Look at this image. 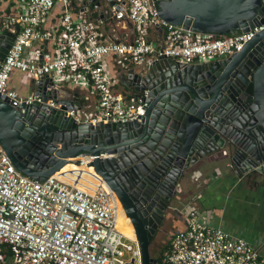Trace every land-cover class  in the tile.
<instances>
[{"label": "built area", "instance_id": "2783aa9c", "mask_svg": "<svg viewBox=\"0 0 264 264\" xmlns=\"http://www.w3.org/2000/svg\"><path fill=\"white\" fill-rule=\"evenodd\" d=\"M86 1L18 0L20 11L3 13L5 0H0V32L15 34L0 62V94L13 105L37 98L9 86L12 72L19 70L35 80L50 76L56 86H89L95 108L69 110L78 122L135 120L145 114L148 90L134 89V73L160 58L183 64L220 59L264 30L259 23L247 32L219 36L192 31L162 19L154 0H114L108 17L95 18L92 8L98 12L97 7ZM57 4L58 24L48 28L44 19ZM106 18L129 20L133 35L117 37L118 42L106 39ZM115 72L129 84L120 87ZM57 173L36 180L20 171L0 145V264H140L137 239L117 226L123 207L106 181L100 176L89 185L79 181L80 172ZM175 208L184 228L173 234L156 264H264L259 247L210 223L211 210L202 218L192 202Z\"/></svg>", "mask_w": 264, "mask_h": 264}, {"label": "water", "instance_id": "95a60500", "mask_svg": "<svg viewBox=\"0 0 264 264\" xmlns=\"http://www.w3.org/2000/svg\"><path fill=\"white\" fill-rule=\"evenodd\" d=\"M154 2L162 19L204 34L247 32L264 23V0ZM85 3L108 17L114 0ZM14 36L0 32V62ZM33 83L37 98L31 102L13 105L0 94L1 147L36 180L91 157L89 164L116 193L134 226L140 264L158 262L151 241L173 202L182 200L181 182L200 160L223 151L238 177L264 188V30L220 59L183 64L160 58L134 73L131 85L148 93L145 114L131 121L78 122L69 110L84 105L73 92L56 86L50 76ZM143 190L154 198L137 212L132 204Z\"/></svg>", "mask_w": 264, "mask_h": 264}, {"label": "crops", "instance_id": "0c3cea01", "mask_svg": "<svg viewBox=\"0 0 264 264\" xmlns=\"http://www.w3.org/2000/svg\"><path fill=\"white\" fill-rule=\"evenodd\" d=\"M60 4L44 19L46 27H54L58 24ZM18 0H5L3 13H13L19 10ZM93 16L98 17V12L93 8ZM106 22V39L117 37L127 38L133 35V24L129 20L115 21L111 18ZM104 38V39H105ZM114 77L119 86H127L129 83L120 72H115ZM34 78L28 74L15 70L11 74L9 86L21 96H28L35 90ZM66 82V81H64ZM65 87L76 95L81 102L83 111L92 112L95 108L96 96L86 84L68 82ZM191 173V174H190ZM186 178L181 182L183 192L187 182L193 186V191L188 199L200 211L201 217H206V212L211 210L210 223L220 226L230 233L246 238L260 250L264 248V188L258 187L243 177H238L235 171L228 165L227 153L219 152V156H210L200 160L193 166ZM195 173V174H193ZM182 196V195H181ZM183 200V197L181 198ZM179 202V200H177ZM187 202L179 203L186 204ZM175 234L184 228L181 215L176 212L174 219Z\"/></svg>", "mask_w": 264, "mask_h": 264}, {"label": "rangeland", "instance_id": "374dc122", "mask_svg": "<svg viewBox=\"0 0 264 264\" xmlns=\"http://www.w3.org/2000/svg\"><path fill=\"white\" fill-rule=\"evenodd\" d=\"M84 176H90L92 179L93 176L90 174L89 170H88V174H84ZM84 178H80L79 180H84ZM193 191V186L190 182H187L186 184V188L185 191H182V197L183 200H181L182 203L187 202L189 197L191 196V193ZM182 203L179 204V202L177 200H175L172 204V207H170L167 210L166 213V217L165 220L162 222V224L158 227L156 233L154 234V237L151 241L150 244V253L152 256L158 258L162 255L164 249L166 248V245L171 243V237H172V233L173 231H175L174 228V216L176 215V211L174 210V207L177 205H182ZM121 205V204H120ZM130 219V218H129ZM170 224L172 225V231H168L167 228L170 226ZM134 239V238H133ZM252 244H254V241L252 240L251 242ZM261 252L264 255V248L261 249Z\"/></svg>", "mask_w": 264, "mask_h": 264}, {"label": "bare ground", "instance_id": "6f19581e", "mask_svg": "<svg viewBox=\"0 0 264 264\" xmlns=\"http://www.w3.org/2000/svg\"><path fill=\"white\" fill-rule=\"evenodd\" d=\"M83 162L80 164H77L75 162H70L68 164H66L63 169H61L57 174H67V175H73L74 172H80L81 177H78V179L80 178H84V174H88V170L90 172V174L93 176L94 179H92L90 176H86L84 180H79L80 182L84 183V184H89V185H94L95 181L100 180V174H98L94 168L89 164L91 157H82ZM121 209V208H120ZM121 214L119 213L118 218H117V226L119 224V216ZM127 216V215H126ZM128 217V216H127ZM129 218V217H128ZM131 227V226H130ZM119 228V227H118ZM120 229V228H119ZM121 230V229H120ZM122 232V230H121ZM123 233V232H122ZM127 235L132 236L133 238H130L132 240L136 239V234H135V229L133 226V231L131 233H128ZM126 235V236H127ZM128 237V236H127ZM129 238V237H128Z\"/></svg>", "mask_w": 264, "mask_h": 264}, {"label": "flooded vegetation", "instance_id": "af4514ba", "mask_svg": "<svg viewBox=\"0 0 264 264\" xmlns=\"http://www.w3.org/2000/svg\"><path fill=\"white\" fill-rule=\"evenodd\" d=\"M109 186V185H108ZM151 190H147V191H141L139 196L137 197L138 202L133 201V207H135L137 212L143 211L148 209V207L151 206V201L154 198V194L153 192H150ZM143 200H146L145 202ZM180 206V205H179ZM175 207H178L177 205ZM174 207V208H175ZM123 210V211H122ZM176 212V208L174 209ZM120 216H119V224L118 227L122 230V232L127 235L128 233H131L133 231V224L131 222V220L126 216L124 209H121L120 212ZM175 219V216H174ZM173 225V224H172ZM172 225L170 224V226L167 228L168 231H172L171 229L173 228ZM131 226V227H130ZM175 228V227H174ZM175 231H173L174 233ZM172 233V236H173ZM129 238H133L132 236L127 235ZM172 238V237H171Z\"/></svg>", "mask_w": 264, "mask_h": 264}, {"label": "trees", "instance_id": "16d2710c", "mask_svg": "<svg viewBox=\"0 0 264 264\" xmlns=\"http://www.w3.org/2000/svg\"><path fill=\"white\" fill-rule=\"evenodd\" d=\"M59 7H60V6H59ZM60 10H61V7H60ZM34 47H35V48H37V47H38V45L36 44ZM169 247H170V245H169V244H167V245H166V248L164 249V251H165V250H168V249H169ZM164 251H163V252H164ZM158 259L160 260V257H158Z\"/></svg>", "mask_w": 264, "mask_h": 264}]
</instances>
